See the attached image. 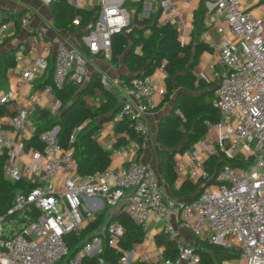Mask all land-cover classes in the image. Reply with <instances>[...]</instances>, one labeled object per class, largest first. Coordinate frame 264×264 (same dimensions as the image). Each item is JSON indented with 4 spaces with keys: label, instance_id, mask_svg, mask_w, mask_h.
Returning <instances> with one entry per match:
<instances>
[{
    "label": "built area",
    "instance_id": "2783aa9c",
    "mask_svg": "<svg viewBox=\"0 0 264 264\" xmlns=\"http://www.w3.org/2000/svg\"><path fill=\"white\" fill-rule=\"evenodd\" d=\"M40 1L48 4L52 0ZM67 1L95 10L89 28L79 36V46L56 40L50 60L39 54L21 67L17 86L32 83L49 66L55 87L66 80L83 83L88 73L84 52L108 55L111 35L131 23L126 2L142 3L139 10L134 9L133 17L154 15L157 24L172 23L178 35L187 36V17L176 0ZM185 1L188 5L196 2ZM203 2L225 24L215 27L220 37L213 45L223 70L219 72L211 65L218 120L207 124L205 136L173 160L177 178L204 184L199 194L189 200L168 199L158 174L142 163H132L118 172L106 168L80 177L71 150H63L57 143L58 126L38 131V126L28 121L30 115L38 113L42 93L52 91L50 84H44L39 90L26 91L27 104L15 114H0L2 175L9 182L24 180L28 185L27 190L18 189L13 195L7 211L13 217L9 221L0 217V264H88L90 257H95L94 264L200 263L198 250L188 243H177L174 259L138 254L133 247L121 251L117 261L108 262L100 252L104 246L117 248L123 234L117 218H111L103 230L84 237L71 252L65 236L79 235L106 207L113 214L125 213L138 224L144 240L148 237V219L153 216L161 220L171 238L180 226L199 238L235 250L242 264H264V15L245 10L241 0ZM27 19L28 15L22 14L20 24ZM79 20L76 16L72 23L77 25ZM14 26L15 20L4 19L0 12V43L8 28ZM27 47L32 51L35 44ZM166 76L167 71L160 66L152 74L134 77L127 89L133 102H122L116 113V119L128 118L130 129L140 138L148 133L143 115L156 106L159 82ZM201 77L207 80L204 74ZM14 98V91L0 90V105ZM25 125L32 134L38 133L40 149L31 146L25 150L16 139ZM75 131L69 136L70 144L75 141ZM23 156L28 161L22 163ZM210 156L219 158L211 173L204 167Z\"/></svg>",
    "mask_w": 264,
    "mask_h": 264
},
{
    "label": "trees",
    "instance_id": "16d2710c",
    "mask_svg": "<svg viewBox=\"0 0 264 264\" xmlns=\"http://www.w3.org/2000/svg\"><path fill=\"white\" fill-rule=\"evenodd\" d=\"M126 5L140 9L141 2H128ZM49 11L55 26L69 32L81 33L86 31L94 19V8L74 6L67 0H52L48 3ZM21 12L7 11L3 18H13L14 28L20 25ZM204 2L193 11V38L189 43H182L174 24H157L153 16L145 26L136 24L132 28H126L115 32L110 37V51L105 57L110 65L118 67L120 60L125 64L127 72L119 75L121 87L128 89L132 79L136 76L152 74L162 66L167 71L164 78L165 92L164 105L172 96V105L167 113L159 117L156 142L161 147L160 171L161 177L170 189L173 196L183 200H189L199 190L202 182H193L182 179L177 184V174L173 167L174 155L190 148L202 139L207 132V124L218 120V113L213 105L214 81H206L197 76L194 67L198 63L200 55L204 52L211 53L212 47L200 40V35L205 30ZM79 17V23H72L74 17ZM83 49H85L82 46ZM14 64L10 53L4 56V67ZM2 76V75H1ZM0 76V77H1ZM52 68H48L47 78L43 83L50 84L56 99L60 103L61 114L51 120L44 109L38 110V119L43 121L38 126V131L57 125V143L63 150H71V156L75 160L76 173L83 178L91 176L96 171L108 168L111 161V152L103 148L94 138L93 134L102 123L113 120L122 102L108 91L100 80L98 73H93L87 82L75 84L66 80L61 87H55L52 83ZM91 99L93 103L87 101ZM157 106L153 108L155 110ZM4 112V106L0 105V114ZM45 119V120H44ZM127 117L119 118L114 123V131L117 134L113 147H120L128 139L137 141L139 151L141 138L129 127ZM75 131V141L69 143V136ZM41 148L42 143L35 132L26 141V147ZM4 156L0 157V217L9 221L13 215L7 213L16 190H27L25 181L9 182L2 175V163ZM219 162L216 156H210L204 161V167L211 173ZM232 164H237L232 162ZM103 215L94 219L79 235L67 234L65 239L73 252L80 245L82 239L89 238ZM123 227L117 248L104 246L100 255L108 262H115L121 251L133 248L143 240V229L135 224L125 213L118 212L116 216ZM91 232V233H90ZM90 233V234H89ZM193 247L200 255L199 264H222L224 260L237 258L235 250L226 249L206 239H200L192 234ZM155 242L162 247V257L174 259L176 256L177 242L165 232L155 235ZM88 264H94L95 257L87 259ZM135 264H147L144 261H136Z\"/></svg>",
    "mask_w": 264,
    "mask_h": 264
},
{
    "label": "crops",
    "instance_id": "0c3cea01",
    "mask_svg": "<svg viewBox=\"0 0 264 264\" xmlns=\"http://www.w3.org/2000/svg\"><path fill=\"white\" fill-rule=\"evenodd\" d=\"M181 9L185 12L188 21L187 36L182 38L178 35L182 43H189L193 38L191 34L193 29V11L199 5L200 0L192 5H188L185 0H176ZM242 6L245 10L249 11L255 16L264 15V0H241ZM205 8L204 14V25L205 30L200 35V40L209 44L212 49L215 42L219 39L220 35L215 31V27L218 24H224V21L219 19L217 14L212 10H207ZM136 9V8H134ZM137 10V9H136ZM139 10V9H138ZM7 11L10 12H21L22 14H27L28 19L24 24H20L18 28H8L5 36L0 45V90L8 91L12 90L15 93V98L5 103L4 112L13 115L17 110L27 104L24 94L26 91H36L46 84L43 83L48 75V69L40 76H38L32 83H25L22 86H17V80L20 75V69L26 66L34 56L39 54L46 55L47 58L52 56L56 40L61 41L70 46H79V34L74 32H69L62 28L55 26L53 19L51 17L48 4L41 2L40 0H0V12L4 15ZM21 14V15H22ZM20 15V16H21ZM154 16V15H153ZM146 17V18H152ZM134 18V17H133ZM133 19H131L132 21ZM203 37V38H201ZM34 43L35 49L28 51V44ZM6 53H10L13 57L14 64L11 66L4 67V56ZM99 54H91L87 51L84 52V59L87 63V77L81 86H83L89 77L93 73H98L101 82L104 87L113 94L116 99L120 102L130 101L133 102L132 98L128 95L127 89L121 87L119 83V75L121 73L127 72L125 64L120 60L118 67L114 68L110 65L105 57L108 55L103 54L105 57H101ZM17 56L20 59H17ZM211 65L214 69L221 72L223 67L217 62L214 50L211 53L204 52L200 55L198 63L194 67V72L197 76L201 77L204 74L207 78L206 81H214L211 78ZM51 67V66H49ZM156 71V70H155ZM207 73V74H206ZM165 92L164 82H159L158 92L155 96L156 106L155 110H151L143 115L147 126L148 133L141 138V149L139 151L137 141L134 139H128L126 143L120 147H113L117 134L114 131V123L117 120H108L102 123V125L95 130L93 136L96 141L105 149L111 152V161L108 168L114 172L127 169L132 163H142L151 167L159 176L161 181L162 189L165 196L169 199L176 198L171 193L168 186L165 184L161 177L160 171V157H161V147L156 142V131L159 117L167 113L172 105V96L164 104L160 105L163 101V95ZM57 99L53 91L49 93H42L40 102L38 104V109H44L47 111V117L51 120L58 118L61 114V108L57 105ZM89 103H93L91 99L87 98ZM38 113H34L28 117L29 123L34 122L36 126L43 121L37 118ZM45 120V119H44ZM32 136L28 125H25L23 129L16 134V139L22 143V147L27 150L26 141ZM176 154L174 155V157ZM22 163L28 161L25 156L21 157ZM30 178H27V181ZM177 184L183 178H177ZM24 181V180H23ZM109 211V212H108ZM118 214V213H116ZM116 214H113L111 209L106 207L99 210L96 213V218L103 215L102 219L96 226V228L91 231L92 234L103 230L105 224ZM95 218V219H96ZM148 234L147 239H143L140 243L136 244L138 254L148 253L150 256L162 257V247L157 245L155 242V235L159 232H165L162 227V222L160 219L151 216L148 219L147 227ZM90 232V233H91ZM89 233V234H90ZM166 233V232H165ZM190 231L176 226V231L174 234V239L177 243H188L192 244L194 239ZM194 235V234H193ZM169 236V235H168ZM199 238V237H198ZM202 239V238H200ZM222 264H242L236 262L234 259L224 260Z\"/></svg>",
    "mask_w": 264,
    "mask_h": 264
},
{
    "label": "rangeland",
    "instance_id": "374dc122",
    "mask_svg": "<svg viewBox=\"0 0 264 264\" xmlns=\"http://www.w3.org/2000/svg\"><path fill=\"white\" fill-rule=\"evenodd\" d=\"M128 2H126V4H127ZM127 6V9H128V11L130 12V15H131V19H133L132 21H131V23L129 24V26H128V28L130 29V28H132L133 26H135L136 24H139V25H141V26H145V24L147 23V22H149V19L150 18H146V17H144V16H141V15H138V14H136L135 15V17L133 18V11H134V7H129L128 5H126ZM0 45H1V43H0ZM207 74V73H206ZM109 212V211H108ZM8 221V220H7ZM7 223V222H6ZM148 231V229L146 228V230H145V232H147ZM235 260H236V262H239V263H241V261H240V259L239 258H235Z\"/></svg>",
    "mask_w": 264,
    "mask_h": 264
},
{
    "label": "water",
    "instance_id": "95a60500",
    "mask_svg": "<svg viewBox=\"0 0 264 264\" xmlns=\"http://www.w3.org/2000/svg\"><path fill=\"white\" fill-rule=\"evenodd\" d=\"M88 28H89V27H88ZM119 106H120V105H119ZM203 185H204V184H202V185L200 186L199 190L194 194L193 197H196V196L199 194V192L201 191ZM193 197H191V198H193Z\"/></svg>",
    "mask_w": 264,
    "mask_h": 264
}]
</instances>
